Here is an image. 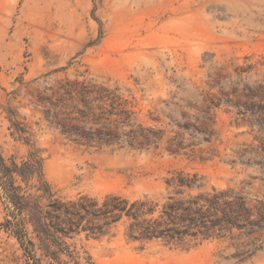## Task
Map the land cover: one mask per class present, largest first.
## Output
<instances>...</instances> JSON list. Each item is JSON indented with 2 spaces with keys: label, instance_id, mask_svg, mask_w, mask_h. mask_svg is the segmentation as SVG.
I'll return each instance as SVG.
<instances>
[{
  "label": "rangeland",
  "instance_id": "rangeland-1",
  "mask_svg": "<svg viewBox=\"0 0 264 264\" xmlns=\"http://www.w3.org/2000/svg\"><path fill=\"white\" fill-rule=\"evenodd\" d=\"M7 2L0 8V157L6 165L28 162L31 152L43 158L54 195L41 199L45 209L55 198L88 203L115 194L146 196L160 210L174 194L166 181L179 171L196 174L200 186L174 197L214 187L264 198V131L249 123L264 114L236 106L244 83L264 79V0ZM238 67L251 70L238 74ZM204 91L222 98L211 142L179 154L164 143H128L140 126L164 131V140L181 132L172 119L183 107L193 114L186 105ZM22 172L20 192H34L38 174ZM1 174L0 163V264H264V227L174 244L131 240L125 216L104 224L85 211L72 232L57 226L49 253L9 202ZM17 221L22 231L15 232Z\"/></svg>",
  "mask_w": 264,
  "mask_h": 264
},
{
  "label": "trees",
  "instance_id": "trees-1",
  "mask_svg": "<svg viewBox=\"0 0 264 264\" xmlns=\"http://www.w3.org/2000/svg\"><path fill=\"white\" fill-rule=\"evenodd\" d=\"M248 68L238 67V74L251 70L250 67ZM212 87L210 85L209 89ZM233 88L229 94L237 91L236 88ZM221 93L229 95L223 91ZM236 102V106L242 107L243 112L249 111L253 114L255 111H261L264 114V79L257 81L252 86L244 83L240 90V98ZM221 104L222 98L215 93L200 92L186 105L192 109L193 114L183 110V107L179 111L180 119H172L181 132L178 131L174 136L164 140V131L155 130L152 126H140L138 132L131 131L127 134L128 143L140 148L158 147L159 144L164 143L163 148L171 154L193 151L195 146L211 142L214 134L215 109L219 108ZM253 105H257L259 109L255 110ZM90 111L88 109V112ZM79 112L83 113L84 111L80 110ZM253 120L256 121H250V125H257L262 133L264 118ZM62 122L63 120H59L56 124H60L61 128L68 125ZM68 126L77 129L74 124ZM184 133H188L190 138L186 139ZM81 136L90 139L87 135ZM116 140L113 139V142H117ZM42 162L43 158L36 152H31L30 160L20 165L14 162L6 165L3 158L0 157L1 183L15 211L28 216L40 246L49 253L55 252L52 248L56 245L58 238L57 226L68 224L67 231H64L63 235L67 234L66 232H72L79 223L81 211L92 214L94 218H103L104 224L115 223L125 216L129 221L127 236L131 240L161 238L167 243L174 244H184L186 239L196 240L199 237H225L231 235L233 230L241 232L247 228H249L248 233L261 232L264 227V198L250 199L240 193L225 189L217 190L214 187L209 191L188 194L187 197H174V194H181L200 186L195 185L196 174L191 177L188 173L183 174L182 171L167 179L166 184L174 187V194L167 196L160 206V210H158V203L146 196L129 201L115 194H107L101 201L92 199L88 203H85L88 199L84 197L66 202L55 198L47 205L49 209H45L41 199L54 195L50 191L49 184L43 178ZM25 167H30L32 173L36 172L39 176V183L33 185L34 192L21 193V185H17L15 182L17 179L26 184L22 172ZM76 217L79 218L75 220ZM23 228L17 221L15 232L22 231ZM18 237L23 243L22 236Z\"/></svg>",
  "mask_w": 264,
  "mask_h": 264
},
{
  "label": "crops",
  "instance_id": "crops-1",
  "mask_svg": "<svg viewBox=\"0 0 264 264\" xmlns=\"http://www.w3.org/2000/svg\"><path fill=\"white\" fill-rule=\"evenodd\" d=\"M7 4H8L7 0H0V8H2L3 6H5Z\"/></svg>",
  "mask_w": 264,
  "mask_h": 264
}]
</instances>
